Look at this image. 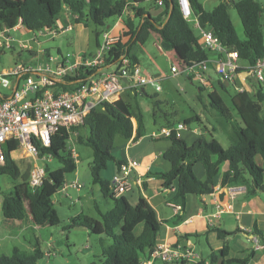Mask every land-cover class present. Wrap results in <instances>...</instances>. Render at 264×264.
<instances>
[{
	"label": "trees",
	"instance_id": "trees-1",
	"mask_svg": "<svg viewBox=\"0 0 264 264\" xmlns=\"http://www.w3.org/2000/svg\"><path fill=\"white\" fill-rule=\"evenodd\" d=\"M189 1L199 25L209 28L222 45L236 51L242 63L252 65L258 59L264 58L261 25L264 6L258 0H227L209 11L198 0ZM161 2L162 5L159 6L154 0H0V25L11 28L21 20L22 25L30 31L54 28L59 16L68 10L74 16L75 24L83 21L86 26L90 23L108 31L106 27L111 25L109 21L122 17L129 8L133 15L123 18L126 29L123 40L109 52L107 63L116 61L121 55H126L132 62L138 63L134 48H143L151 35L166 43L181 65L191 66L207 61L210 52L204 48L201 37L194 33L190 23L183 18L177 0H171L172 7L170 0ZM160 7L161 11L155 16L148 12L149 8ZM230 7L236 10L240 19L243 39L235 31L229 15ZM103 30H94L97 46L98 37ZM28 54L32 56V52ZM218 84L226 90L220 81ZM58 88L70 90L71 86L65 82L59 84ZM140 94L145 95V91L125 93L114 103L101 104L84 118L83 124L70 130L74 144L84 145L92 151L90 174L93 184H99L104 198L113 201L111 209L104 213L99 212L100 220L87 216L77 217L67 226L82 228L94 235H104L110 240L109 245L102 247V260L90 264H141L142 259L148 258L158 241L161 223L152 206L144 199H139L136 205H132L124 195L113 197L110 182L101 177L108 162L115 163L117 171L123 165L113 154L117 137L126 142L132 137L136 140L146 135L138 105H133L132 98L129 99H136ZM231 99L238 120L233 119L230 109L215 91L208 94V105L218 117L212 130L224 135L226 149L216 141L206 140L202 136L191 144L174 135L164 138L170 142V146L163 152L162 157L171 168L168 172L155 175L162 181L164 189H175L170 201L179 205L182 212L188 195L201 197L213 192L215 178L223 163H227L228 168L221 177V187L243 185L249 195L264 193V114L261 107L264 102V89L258 84L254 86L253 92L236 94ZM160 104V101H154L155 107ZM165 118L163 127L180 123L169 121L167 116ZM191 120L186 119L182 123L188 126ZM70 134L64 128H59L51 137V145L40 148V156L50 155L51 161L56 160L59 167L51 169L49 163H45V178L39 187H30L28 179L25 181V197L29 209L19 190L13 189L3 194L0 205L3 219L35 226H43L49 221L59 223L53 209L52 197L62 189L65 176L76 171V163L67 149ZM17 149L16 141H7L3 146L4 164L0 165V175H7L13 180L21 176V169L12 157ZM258 157L261 158V163L257 162ZM194 163L202 166L204 181L196 177ZM28 175L29 173L27 178ZM177 218L180 219V216ZM212 231L222 240L233 235L216 228ZM253 235L258 236L264 243V232L255 227ZM227 249L225 244L219 254L225 257ZM252 255L250 253L243 259H229L222 263L247 264ZM41 257L39 244L35 242L29 251H21L15 247L10 255H1L0 264H39ZM216 258L217 256L211 254L209 263L213 264ZM205 262L200 260L196 264Z\"/></svg>",
	"mask_w": 264,
	"mask_h": 264
},
{
	"label": "built area",
	"instance_id": "built-area-1",
	"mask_svg": "<svg viewBox=\"0 0 264 264\" xmlns=\"http://www.w3.org/2000/svg\"><path fill=\"white\" fill-rule=\"evenodd\" d=\"M162 5L160 0L157 1ZM178 8L185 20L192 19L194 26L199 30L203 46L213 58L191 66L182 65L180 73H186L189 78L196 80L201 87L213 88V75L224 85L231 88L235 94L253 92L254 85L264 84V58L258 59L254 64L248 65L239 60L236 51L230 50L221 44L209 28L201 27L198 19L193 16L189 0H177ZM69 12L68 10H65ZM70 14V13H69ZM68 24L61 32L71 30ZM28 30L22 25L21 20L11 28L0 25V50H10L13 43L27 52H34V48L24 44L22 40H16L11 36L12 32ZM58 28H43L36 30L37 34L31 39L36 42L38 37L47 35L55 38ZM29 31V30H28ZM121 41L119 36H112L108 31L102 33V42L96 46L91 54L59 55L49 61L39 60L37 57L34 66L25 64L0 72V89L9 91V94L0 92V165L4 164L3 146L7 141H16L20 152L26 153L34 160V166L29 173L28 184L30 187H39L45 178V163L52 160L50 155L40 156V148H48L51 145L52 135L64 128L70 134L72 127L83 124L84 118L95 108L103 103H114L125 93H140L147 86H154L160 91V79L150 75H144L137 63H134L126 55H121L112 62L107 63L109 52ZM39 43V42H38ZM43 54L42 49L37 50ZM110 70L104 72V67ZM173 74H178V69L172 66ZM71 78V79H70ZM125 79L126 81H123ZM68 82L70 90H60L59 84ZM187 125L178 123L171 127H162L152 132V139L181 137V132L187 130ZM133 138L128 140L131 143ZM67 149L75 163L77 153L72 135L67 143ZM139 167L135 160L128 159L110 182V192L118 198L130 192L134 184L131 173ZM69 188L79 191L82 188L77 182L63 185L60 191ZM221 191L226 198L225 203L216 206L215 216L231 211L232 201L237 195L247 192L243 185H227L213 189V192ZM212 192V193H213ZM180 210V206L177 207ZM255 250L259 239H254ZM200 261V254L196 253L188 245L156 244L148 258H143L141 264H196Z\"/></svg>",
	"mask_w": 264,
	"mask_h": 264
},
{
	"label": "rangeland",
	"instance_id": "rangeland-1",
	"mask_svg": "<svg viewBox=\"0 0 264 264\" xmlns=\"http://www.w3.org/2000/svg\"><path fill=\"white\" fill-rule=\"evenodd\" d=\"M198 1L205 10L209 11L220 2L227 0ZM258 1L264 6V0ZM229 15L238 37L243 39L242 24L233 7L229 8ZM109 23L111 24L113 21H109ZM189 23L194 33L200 36L199 30L194 26L192 19ZM68 24L72 25L74 29L61 32L60 29H64ZM261 25L264 36V16L261 17ZM55 27L59 29L55 38L43 35L38 37L36 42L31 40L37 34L35 31H14L11 33V36L33 47L35 54L39 55V60L43 59L45 62H48L49 57L55 59L59 55L76 54L81 58V53L85 51L94 52L96 49L94 30L98 32L103 30L90 23L86 26L83 21L75 24L74 16L67 11L59 16ZM98 41L99 43L102 42V34L98 37ZM39 49H42L44 53L38 54L37 50ZM134 52L137 56L141 72L144 75L160 79V91H156L154 86H147L145 95H137L136 99L129 97V99L132 98L131 102H133V105L135 103L138 105L147 136L151 132L160 130L165 125V116L171 122L182 123L186 119H192L188 125L189 129L197 130L204 139H212L223 149H226L227 142L224 135L212 130V127L217 124L216 119L218 117L217 113L211 110L208 105V94L215 91L230 109L233 119L238 120V114L231 102V98L236 95L235 92L231 88L222 89L218 84L219 79H217L216 75H213V88L202 87V89L196 80L189 79L186 73H180L183 66L175 57L170 47L166 43L160 42L155 35H151L140 50L134 48ZM213 57V54L210 53L208 60ZM30 58L28 52L22 49L18 42H14L12 49L0 50V72L11 70L21 64L34 66L35 62H30ZM172 66L178 69V74L172 73ZM261 85L264 89V84ZM0 92L9 94V91L5 89H0ZM154 101H160V106L155 107ZM261 107L262 114H264V102L261 103ZM184 131L181 132V135L182 138L186 139V142L197 137V133L194 131L193 133ZM123 143L124 141L120 137L116 138L114 155L120 154V146ZM74 146L78 156L76 171L67 174L64 183L71 184L77 182L82 185V188L79 191L69 188L64 192L59 191L52 197L53 209L59 219V223L54 224L49 221V223L43 226H36L37 228L34 230L28 228L27 230L20 231L15 228L14 224H16V221L5 220L0 213V231L7 233V237L0 240V256L10 255L12 249L15 247L21 251H29L32 245L37 242L42 252L39 264H90L91 262L98 263L102 260V247L110 244V240L107 237L104 235H94L82 228L67 227L70 221L77 217L87 216L100 220L99 212L104 213L113 207V201L109 198H104L100 185L93 184L92 182L90 174L91 149L84 145L74 144ZM12 157L21 169V176L19 179L13 180L7 175H0V205L3 194L17 189L20 191L27 209H29V204L25 197V181L29 179V177L27 178V174L30 173L35 162L26 153L19 150L13 152ZM257 161L261 162V158L258 157ZM48 163L51 169L59 167V163L56 160ZM114 166L113 162H108L107 168L109 167V170L107 168L103 170L101 177L103 179L106 178L108 172ZM1 222H6V225L4 226L5 223L2 224ZM196 251L199 252L200 249L197 247Z\"/></svg>",
	"mask_w": 264,
	"mask_h": 264
},
{
	"label": "crops",
	"instance_id": "crops-1",
	"mask_svg": "<svg viewBox=\"0 0 264 264\" xmlns=\"http://www.w3.org/2000/svg\"><path fill=\"white\" fill-rule=\"evenodd\" d=\"M157 1L154 0L156 4ZM160 11L161 7L159 9H148V12L153 16L157 15ZM132 15V11L126 9L122 17L113 21L111 25H108L106 28L110 35L119 36L123 40V33L126 30L123 18L126 16L131 17ZM96 46L97 44L95 43ZM91 53L93 51H85L81 54ZM30 57V62L36 63L37 57L35 52H32V56ZM137 64L139 65V63ZM109 70L110 68L108 66L104 67V72ZM133 123L135 125L134 120ZM186 131L192 133L194 131L197 133V137L195 138L202 136L197 130H191L189 127H187ZM151 133L148 136L146 134L139 139H133L131 143H128V141L124 142L120 146V154H115L114 156L118 160H121L123 164L128 159L135 160L139 163L137 170L131 173V180L134 187L130 192L124 194V197L132 205H136L139 199H144L155 210L158 220L161 223L157 244L188 245L196 253L200 254V260H205V264H210L209 258L211 254L217 256L213 264H223L222 262L225 260L243 259L250 253H253V255L247 264H264V243L258 236L253 235L255 227L259 231L264 232V193L256 192L251 195L248 193L237 195L231 202V211L219 217L215 216L216 206L226 202V198L221 191L201 197L188 195L186 197L184 211L182 212V209L178 210V205L170 201L175 189H164L162 187V181L155 175L159 172H168L171 168L170 164L162 157L163 152L170 146V142L164 138L152 139L149 137ZM180 138H182V135ZM195 138L189 140V142L187 141V143L191 144ZM183 139L186 140L185 138ZM257 162L261 163L259 161ZM195 164H193V171L196 177L204 181L205 173L202 166L199 163ZM227 168V163L220 165L219 173L215 178L214 189L221 187L220 180ZM107 170H109V167ZM116 172L117 167L115 165L104 179L111 182ZM178 216H180V219L177 218ZM1 223H5L4 226L6 225V222ZM15 223V228L20 231L27 230L28 228L32 230L37 228L31 223L22 224L17 221ZM215 228L233 233V235L225 240L219 239L216 232L212 231ZM6 234V232L0 231V240L7 237ZM256 237L259 239L258 246L261 247L257 250L254 247V239ZM225 244L228 247L227 255L222 257L219 251L224 248ZM197 247L200 249L199 252L196 251Z\"/></svg>",
	"mask_w": 264,
	"mask_h": 264
},
{
	"label": "water",
	"instance_id": "water-1",
	"mask_svg": "<svg viewBox=\"0 0 264 264\" xmlns=\"http://www.w3.org/2000/svg\"><path fill=\"white\" fill-rule=\"evenodd\" d=\"M172 5H173V4H172V2H171V0H170V6L172 7ZM123 81H126V80H125V79H123Z\"/></svg>",
	"mask_w": 264,
	"mask_h": 264
}]
</instances>
